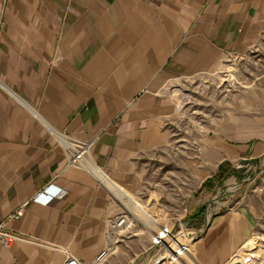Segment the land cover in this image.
Here are the masks:
<instances>
[{"label":"crops","instance_id":"0c3cea01","mask_svg":"<svg viewBox=\"0 0 264 264\" xmlns=\"http://www.w3.org/2000/svg\"><path fill=\"white\" fill-rule=\"evenodd\" d=\"M263 37L264 0H0V223L22 237L0 244V264L91 262L105 248L103 264H152L155 230L134 216L147 218L142 194L159 206L163 193L145 179L176 152L171 85L218 73ZM68 139L90 142L83 164H68ZM195 140L203 174L175 219L204 230L175 264H230L257 214L248 183L224 189L245 180L224 152L244 158L264 146ZM50 184L62 195L32 199ZM121 215L113 234L108 220Z\"/></svg>","mask_w":264,"mask_h":264},{"label":"rangeland","instance_id":"374dc122","mask_svg":"<svg viewBox=\"0 0 264 264\" xmlns=\"http://www.w3.org/2000/svg\"><path fill=\"white\" fill-rule=\"evenodd\" d=\"M171 92L177 100V127L180 130L174 145L176 152H167L157 158L145 179L146 186L150 189L158 186L163 196L156 206L146 203V194H142L143 200H136L147 218L130 215L155 230L151 236L155 255L160 246L153 238L165 229L185 240L188 246L185 255H188L200 236H194L195 241L191 243L192 235H182L183 231L203 227L196 218H175L183 212L190 187L198 185L203 174L199 156L202 142L195 139L204 135L208 139L222 138L225 146L243 142L250 148L264 146V37L252 51L225 60L218 73L176 81L171 85ZM184 134L192 138V148L188 151L184 147ZM247 136L249 139L242 141ZM224 157L231 158L232 166L239 168L241 177L247 180L244 191L257 214V228L252 240L230 264H264V152H248L244 158L236 152H224ZM232 179L225 180L224 189L231 186ZM164 216L166 219L162 218Z\"/></svg>","mask_w":264,"mask_h":264},{"label":"built area","instance_id":"2783aa9c","mask_svg":"<svg viewBox=\"0 0 264 264\" xmlns=\"http://www.w3.org/2000/svg\"><path fill=\"white\" fill-rule=\"evenodd\" d=\"M67 151H68V164L72 165H80L83 164L87 152L89 151L90 142L81 141V140H66ZM247 181L246 179L242 182L235 181L228 186L227 189L229 191H236L241 188L242 183ZM264 181V179H263ZM52 189H56L52 192ZM52 192V193H51ZM61 189L55 188L52 184L47 185L42 190L36 192L32 199L34 201H42V203H49L54 197L61 196ZM23 208L19 207L15 211H13L8 216V220H17L22 215ZM127 220L126 215H121L115 218H110L108 220L110 231L114 234L116 231H119L121 226L125 224ZM210 221V220H209ZM206 222V224L209 223ZM167 230V231H166ZM204 228L194 231H183L184 234H191L190 242L195 241L194 236L198 238V232L202 233ZM198 231V232H197ZM168 232V234H165ZM180 235L172 234L168 229L161 230L158 234H156L153 238V242L160 246V251L154 257L152 264H175L182 260L185 255V251L188 248L185 240L179 238ZM200 236V234H199ZM22 238L19 234L14 231L8 230L5 223H0V244L6 247L11 246L18 239ZM110 248H105L102 252L95 258V260L91 262L81 261L74 256H67L65 263L66 264H103L107 256L109 255Z\"/></svg>","mask_w":264,"mask_h":264}]
</instances>
